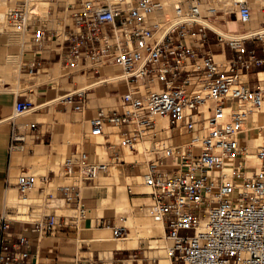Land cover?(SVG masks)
I'll list each match as a JSON object with an SVG mask.
<instances>
[{
    "label": "built area",
    "instance_id": "obj_1",
    "mask_svg": "<svg viewBox=\"0 0 264 264\" xmlns=\"http://www.w3.org/2000/svg\"><path fill=\"white\" fill-rule=\"evenodd\" d=\"M231 1L235 19L251 20L248 0ZM172 7L181 19L161 38L156 33L167 17L156 21L154 16L165 10L164 0H79L71 6L70 23L61 33L54 31L53 51L71 69L68 76L99 77L102 65L115 64L131 87L119 94L116 106L100 107L88 119L84 135H102L99 144L107 158H94L77 145L59 162L68 182L57 185L54 197L76 214H44L35 228L49 232L60 216L64 225L68 217L77 227L89 213L83 188L121 167L125 146L143 158L131 163L142 164L143 183L152 189L153 216L163 224L172 258L182 264H264V28L250 37L228 38L200 21L220 11L207 0H177ZM27 15L18 7L10 19L26 28ZM34 35L42 47L45 29ZM213 43L223 54L220 60L209 47ZM43 61L37 54L22 67L37 73L45 69ZM87 90L65 100L81 112L89 102ZM31 105L27 98L18 99L14 113ZM160 120L162 130L184 136L185 142L153 145ZM18 135L12 140L22 142L24 136ZM115 135L118 141L110 138ZM138 141L150 147L140 152ZM169 157L175 162L169 164ZM48 178L21 170L15 187L24 195ZM2 225L8 227L9 220ZM102 225L122 234V226ZM27 246L24 236L16 242L1 239L0 264H37Z\"/></svg>",
    "mask_w": 264,
    "mask_h": 264
},
{
    "label": "crops",
    "instance_id": "obj_2",
    "mask_svg": "<svg viewBox=\"0 0 264 264\" xmlns=\"http://www.w3.org/2000/svg\"><path fill=\"white\" fill-rule=\"evenodd\" d=\"M3 47L5 46H0V48ZM209 47L213 52L214 49L217 50L214 52L216 59L220 60L223 58V54L220 53L218 45L213 43L210 44ZM19 50L21 53L20 47ZM218 54L221 55V57H217ZM51 64L52 61L48 59L43 61V65L46 69L50 68ZM21 69H23V67H21L20 64V73ZM49 73L50 71L47 73H34L37 74L34 76L33 82V86L36 90V101L32 100V103L34 102L36 106H33L26 112L16 115L14 113L15 102L18 99H29L26 93L19 91L20 88L28 86L29 80L27 77L22 81L18 78L20 75H14L12 72L3 70L4 79L8 80L11 77H15L14 80L16 83L11 88L5 87V84L0 82V240L6 238L11 242H16L19 236L26 237L28 240L26 249L34 255L33 260L37 264H86V260H94L101 264H150V262H146L145 260L140 261V259L134 257V254L130 252V249L139 248L141 243L136 246L120 247L118 245V239L120 237L126 236L127 234L136 235L139 224H142L141 222L145 219L146 215L143 204H147L152 200L150 196H133L132 200H130L127 194L126 179L128 183H133L131 184L134 189L133 194H140L138 193L139 189L143 190L142 192H145L144 194H148L150 192V187L143 183L142 172L136 174L135 165L131 163L133 160L127 161L124 156L125 162L121 167H115V170L116 173L123 172L125 175H118L117 185L113 187L114 191L108 190L105 185H101L100 178L83 188L84 201L89 208V213L81 221L82 225L80 222L77 227H74L72 218L68 217V225H64L62 223L63 217L60 216L57 217L58 224L55 225L53 230L49 232H39L35 228V221L39 220L37 218L34 220H23L19 218L10 219L6 216V211L10 212L5 209L6 196L10 191L16 192L15 182L13 183L10 180L11 174L16 169L28 171V161L45 157L47 175L51 176V179H65L59 162L68 152L62 154L58 152L57 147L67 145L69 143L68 137L75 136V132L78 131L77 127L82 124L80 116L82 118H87L88 121L89 117H91L98 108L110 107L103 106L100 102L96 101V106H85L84 110L79 112L80 116H77L78 111L73 109L71 104L65 100V97L74 91L93 88L94 91L88 92V95L95 98L99 94H102L104 89L108 90L109 87L105 86L106 82L77 90L82 87V83L89 84L95 80V77L93 79H87L84 78V76H86L85 74H81L74 77L75 79L72 80V83H69L67 89L60 90L58 82L61 73L56 79H37L39 74L47 75ZM103 73L104 72L101 71V74ZM23 74L26 75L30 73ZM66 82L69 81L66 79ZM110 82L122 84L127 82V80L123 79V82L119 80ZM44 85H51V87L45 88ZM115 100H117V98ZM56 101L69 103L70 106H56ZM31 124H35L34 127H32ZM163 126L164 122L160 120L156 128L158 133L156 139H162L160 143L165 142L166 145H175L185 142L186 138L184 136H172L168 129L162 130ZM21 127L24 128V140L22 142H16L12 140V137L14 134L21 133ZM100 136L103 138L102 135ZM26 138H28V140H26ZM102 138L99 141L94 140L93 146L97 151L103 148L99 144L102 142ZM156 139L152 140L153 145H155ZM141 142L146 143L143 144ZM137 143L141 145L142 149L150 147L147 141H139ZM156 144L159 143L157 142ZM77 145L76 142H71L69 150ZM17 146L19 150L15 149ZM97 151H95L93 157L103 155L102 152L98 153ZM168 160L169 164L175 162V158L173 157H169ZM138 184H141V187H138ZM32 190L27 193L30 197L35 195ZM111 191L112 193H110ZM64 206L69 207L67 205ZM120 210H127L132 213L129 217H125V221L131 222L132 225L129 226L126 224L128 228L125 235L116 236L112 226H103L101 224L103 221L116 224L118 220H116L115 214ZM3 219L9 220L8 227L2 225ZM116 225L120 226L119 224ZM80 229V237L71 236L74 232H79ZM111 230L114 235L113 237L110 235ZM87 241L94 242L99 249H95L91 256H80V252H90L91 247L86 244ZM170 258L172 261L171 256Z\"/></svg>",
    "mask_w": 264,
    "mask_h": 264
},
{
    "label": "rangeland",
    "instance_id": "obj_3",
    "mask_svg": "<svg viewBox=\"0 0 264 264\" xmlns=\"http://www.w3.org/2000/svg\"><path fill=\"white\" fill-rule=\"evenodd\" d=\"M78 1L79 0H16L14 5L12 6L13 9L18 8V7H23V8L26 7L27 8L30 4L34 3V7H35L34 10H32V12L31 11L29 12L30 15H29V19L27 21V22H29V24L26 26V28H24V30L20 31L21 35L18 33H14L11 36L8 32H6V30L5 31L0 30V46H5L6 50L8 52H11V47L13 44H16L18 46V50H19V47H21V54H22V56H21L22 58L20 60L21 67L24 63L30 62L33 59V57L37 54L44 57V60L48 59L49 61H52L51 67H55L56 65H58L57 67H60V69L62 70V71H60L61 77H60V80L58 82L60 90L67 89L69 83H72V80L75 79L74 77L77 75H81V73L80 72H74V73L70 74V76H68L67 74L69 71H71V69L65 67L61 63V61L57 62L58 55L55 54L53 51V48L56 47L55 46L56 36L53 33H54V31L61 33L64 26L66 24L70 23V21H71V18H70L71 6L75 3H77ZM94 1L112 3L114 0H94ZM119 1L120 2H123V1L127 2L125 0H117V2H119ZM114 2H116V0ZM248 2L250 3L251 0H248ZM207 4H213L214 6L217 5L212 0H207ZM250 6H251V11H252L251 20H249L248 22H245V23H240L238 20L237 21L242 25H248V26L251 25V26H257L259 28H263L264 27V20L260 16H262L261 14L264 13V4L260 5V6H254V4L250 3ZM219 10L222 11L220 8H219ZM233 11H234V9H231L228 11V13H227L228 18H234L235 19V15H234ZM165 15L167 16V21H170L171 19L174 18V13H173V9H172L171 5L167 6V10H166ZM215 15L216 14L210 15V16H215ZM158 16H160V14H158L157 16H154V20L159 21L157 19ZM6 21L8 23L14 24V25L16 22V21H13L12 19H10V17H8L6 19ZM167 21L163 22L162 26H164V23H167ZM252 23H253V25H252ZM37 29H45V37L42 38V40H41L43 43L42 47L37 46V43L39 41L36 38V36L34 35V32ZM208 32H209L210 36H213V33L211 31H208ZM49 35H50V40L47 39V37ZM156 35H157V33H156ZM7 36H8V38H7ZM13 36H15V37H13ZM5 38H6V40H5ZM14 42H16V43H14ZM215 51H217V50L214 49V52ZM228 53H229V50H228ZM18 56H19V54H18ZM217 57H221V55L218 54ZM0 66H1V64H0ZM50 68H47V69L45 68L44 70H40L39 73H47L50 71L49 70ZM117 71L122 72V69L120 67H118ZM13 73H14V75H18L15 72H13ZM23 73H30V72H28V70L26 68H23V69H21V74H20V77H18V78L23 81L25 78L28 77L29 84L25 88H20L19 91L26 93L29 100L34 101L36 90H35V87L33 86V82H34V76H36L37 74L30 73V74L24 75ZM64 78H66L69 82H66V79H64ZM84 78L93 79L94 77L90 76V75H86V76H84ZM14 79H15V77H11L10 79L5 80L3 70H2V68H0V82L4 83L5 87H11L12 88L14 86V84L16 83ZM119 81L123 82V80H119ZM105 86L109 87L108 90L104 89V92L102 94H99L95 98H92L91 95H88L89 103L87 106H96V101L100 102L101 105H103V106H110V107L116 106L118 103H117V100H115V99L116 98L118 99L120 93L128 90L129 87H131V84L128 82H124L122 84L121 83L116 84L115 82H107V83H105ZM44 87L50 88L51 85H48V86L44 85ZM90 91H94V89L92 88V89L87 90V93ZM32 104L34 105V102ZM56 106H70V104L65 103L63 101H56ZM77 113H76L77 116H80L79 112H77ZM83 116H85V115H83ZM80 118H81L82 124H80L77 127L78 131L75 132V136L68 137L69 143L67 145H63L62 147H57L58 152H60L62 154H66L69 151L71 142H76L80 148L87 150L92 155H94L95 151H97V149L95 150L94 146H93L94 140H97V138H95V137L88 138L84 135V133H86L88 130L87 118H85V117L82 118L81 116H80ZM21 129H22V131H21V133H19V135L24 136V132H23L24 128L21 127ZM82 129H83V131H82ZM110 138L117 140V141L119 140L117 135L111 136ZM26 140H28V138H26ZM103 140H104V138H102V141ZM141 143L145 144L146 142H141ZM135 148L140 152L143 151V149L141 148V145L139 143L135 144ZM122 150H123V156L126 158L127 161H132L136 158H138V160H140V161L143 160V158H141V155L135 156L134 153L129 148H127L125 146L123 147ZM97 152L98 153L102 152L103 155L102 156L98 155L94 158H100V159H106L107 158L106 153H104V148H100V150ZM45 163H46L45 157H42L40 159H38V158L32 159V160L28 161V166H29L28 171L29 172H35V173L37 172L38 175H42V174L47 175V173H46L47 168L45 167L46 166ZM135 169H136V174L139 172H142L143 171L142 164L135 165ZM20 172H21L20 169H16L11 174L10 180L13 183L15 182L16 176ZM119 174L125 175V174H123V172L116 173L115 167L110 168L109 173L103 174L100 176L101 185H105L108 190L114 191L113 187L115 185H117V179H118ZM66 182H68V179H66V178L65 179H51V176H49L48 181H46V182L41 181V182L37 183V186L32 191L34 192L35 196L39 192H41V194H37V195H39L38 196L39 199L36 198L38 200H34V202H32L29 205V209L31 211L33 210V212H35L34 214H36L34 219H36V218L41 219V217H43L44 214L53 213V212H55L56 216H58L59 214H65L67 216H73L74 214H76L75 209L64 206L62 201L57 200L55 197H53L52 192L50 194L47 193L50 189V188H48V186H49V187L54 189L53 192L55 195V188L57 187V185L64 184ZM126 182H127V189H128V187H130V190L127 191V194L129 196L130 200H132L133 196H141V197L150 196V193L152 191L151 188H150V192L148 194H144L145 192H142L143 190H141L139 188H138L139 189L138 193H140V194H133L134 189H133V186L131 185L133 183L132 182H131V184L128 183L127 179L125 180V183ZM138 187H141V184H138ZM131 188H132V190H131ZM15 191H16V194L18 196L21 195L17 191L16 188H15ZM112 191L110 193H112ZM44 192H45L46 197L44 195ZM6 205L7 204H5V209L10 211V212L6 211V216L11 219L10 214H14V210H16L17 208L15 209L13 206H9V205L6 206ZM143 206H144V210L146 212L144 220L148 221V223H150V226L154 225L156 223V219L153 216V206H154L153 200H150V202H148L147 204H143ZM36 210H37V212H36ZM130 214L132 215V213L130 211H127V210H120L115 214L116 220H118L116 222V224H119L120 226L123 227L122 228V234H120V236H123L126 234V231L128 228L126 226V224L129 226L132 225L131 222L125 221V217H129ZM116 224L113 223V225L117 226ZM81 225H82V222H81ZM143 226H144V224H139L138 231L136 232V236L142 235L145 240L143 243H141V244L139 243L140 244L139 248L130 249V252L134 254V257L140 259V261L145 260L146 262L147 261L150 262V264H158V258L155 255H153V252H152L153 249L149 248L150 245H153V243L151 242L150 239L152 237L156 236V233H152L148 227H143ZM80 231H81V229L79 230V232H74V234H71V236L77 237V238L80 237ZM110 235H112V237L114 236L112 230L110 231ZM159 238H162L164 245H166V248L168 245H170L169 240H167L166 238L165 239L163 238V233H162V236H160ZM86 244H88L91 247L90 252H87V253L80 252V256H82V255L91 256L92 252L95 249H99V247L94 242H88L87 241ZM84 248H86V247H84ZM172 264H182V263L179 262L178 260H175L174 258H172Z\"/></svg>",
    "mask_w": 264,
    "mask_h": 264
},
{
    "label": "bare ground",
    "instance_id": "obj_4",
    "mask_svg": "<svg viewBox=\"0 0 264 264\" xmlns=\"http://www.w3.org/2000/svg\"><path fill=\"white\" fill-rule=\"evenodd\" d=\"M15 1L16 0H0V30H2V31L6 30V32H8L11 36L14 33H18L21 35L20 31L24 30V28H25V26L22 25L21 23L15 22V25H14V24H10L6 21V19L8 17H10V12L13 9L12 6L14 5ZM125 1H127L129 3L131 0H125ZM164 1L166 4V8L163 11V13H160V16L157 17V19L159 21L162 19V17L163 18L167 17L165 15L166 10H167V6L171 5V7H172V5L177 0H164ZM212 1H214L217 4L216 7L220 8L222 11H218L215 16H208V17L200 18V21L203 24L207 25L208 27L216 30L219 34L223 35L224 37H228V38L250 37L252 34H255L256 32H258L264 28V27L259 28L257 26H251L250 24H249L250 26L242 25L237 21V19L228 18V16H227L228 11L234 8L231 0H212ZM116 2H117V0H116ZM250 3L254 4V6H260V5L264 4V0H251ZM34 8H35L34 3L30 4L27 8L25 7V9L27 10V13H28V15L25 19V23H27V21L29 19V15H30L29 12L30 11L32 12V10H34ZM172 9H173V7H172ZM173 13H174V11H173ZM261 15L262 16H260V17L264 20V13ZM179 19H181V16H178L174 13L173 19H171L170 21H167V23H164V26H162V24L160 25V28L157 31V36L159 38H161L172 26H174V24H176V22H178ZM252 25H253V23H252ZM13 37H15V36H13ZM7 38H8V36H7ZM5 40H6V38H5ZM14 43H16V42H14ZM20 49H21V47H20ZM18 51H20V50H18V47L16 44L12 45L11 52H8L6 50V47L0 48V64H1L0 68H2L3 70H6L7 72H12V73L15 72L18 75H20L21 74L20 73L21 53ZM17 53L19 54V56ZM57 66L58 65L50 68V73L47 75L39 74L37 79L38 80L42 79V78L43 79H48V78L56 79L59 76V74L61 73L60 71H62L60 69V67H57ZM118 67L119 66L115 65V64H108V65L104 64V65H102L100 70L104 73L101 74L99 77H95V80H93L89 84L82 83V87H80L77 90H82L83 88H86L89 86H94V85L100 84V83L126 79V75H125L124 71H122V72L117 71ZM243 78H245V76H243ZM61 97H58V98H61ZM33 106H36V105L32 104L31 106L26 108L23 112H26L27 110L31 109ZM18 136H20V135H18ZM96 138L99 141V140H101L102 137L99 135ZM256 142H258V138L256 139ZM156 143H157V139H156ZM159 144H166V143L162 142ZM15 149L19 150V147L17 146V147H15ZM251 159H252L251 157L248 158V161L250 160V162H251ZM225 170L229 171L230 168H225ZM36 174H38V173L36 172ZM48 188H50V189L47 193L50 194L52 192L53 197H54V192H53L54 189L49 187V186H48ZM37 194H41V192L37 193ZM37 194H36V196L34 195L33 197H30L27 195V193L24 195L18 196L16 194V192H14V191L8 192V194L6 196L5 204H7L9 206H13L15 209L17 208L16 210H14V214H10L11 218H19V219H23V220H34V217L36 214H34L35 212H33V210L31 211L29 209V205L32 202H34V200L39 199L38 198L39 195H37ZM44 195H45V192H44ZM45 197H46V195H45ZM36 198H38V199H36ZM36 212H37V210H36ZM144 221L145 220L143 219L142 220V224H144L143 227H148L152 233H156V236H154L150 239L151 242L153 243V245L149 246L150 248L153 249V255H155L158 258L159 264H172V261L170 258V256H171L170 255L171 245H168L166 248V245H164L162 238H159L160 236H162V233H163V238L165 239L164 227H163L162 222L160 220L156 219V223L154 225L150 226V223H148V221H145V222ZM144 240L145 239L142 235L136 236L133 234H128V235L120 237L118 239V245L120 247L121 246H136L139 243H143Z\"/></svg>",
    "mask_w": 264,
    "mask_h": 264
}]
</instances>
